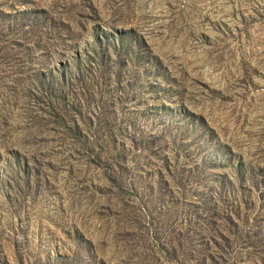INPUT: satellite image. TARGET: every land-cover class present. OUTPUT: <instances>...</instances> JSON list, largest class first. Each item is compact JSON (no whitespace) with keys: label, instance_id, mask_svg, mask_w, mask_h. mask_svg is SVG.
Wrapping results in <instances>:
<instances>
[{"label":"rangeland","instance_id":"374dc122","mask_svg":"<svg viewBox=\"0 0 264 264\" xmlns=\"http://www.w3.org/2000/svg\"><path fill=\"white\" fill-rule=\"evenodd\" d=\"M0 264H264V0H0Z\"/></svg>","mask_w":264,"mask_h":264}]
</instances>
